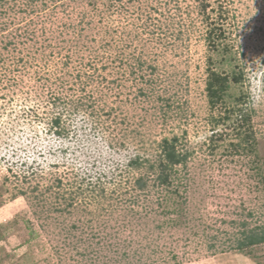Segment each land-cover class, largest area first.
<instances>
[{
    "label": "rangeland",
    "instance_id": "rangeland-1",
    "mask_svg": "<svg viewBox=\"0 0 264 264\" xmlns=\"http://www.w3.org/2000/svg\"><path fill=\"white\" fill-rule=\"evenodd\" d=\"M255 227L264 0H0V264H264Z\"/></svg>",
    "mask_w": 264,
    "mask_h": 264
},
{
    "label": "trees",
    "instance_id": "trees-1",
    "mask_svg": "<svg viewBox=\"0 0 264 264\" xmlns=\"http://www.w3.org/2000/svg\"><path fill=\"white\" fill-rule=\"evenodd\" d=\"M208 80L206 91L209 98V102L212 106L216 104L217 101H220L221 97L226 93L229 89L230 81L233 83H240L242 80V73L236 74L233 73L230 75H222L216 73L213 70H208ZM59 118H56L53 122V127L59 126ZM59 135V134H58ZM162 150H161V158L159 161L158 169V184L160 185H168L170 183V179L173 173L176 171V166L184 163L186 160V154L181 153L177 150V138H173L172 140L164 139L163 140ZM130 166L135 167L138 166L139 163L137 160H132L129 163ZM155 166L151 165L150 169L154 171ZM136 186L138 189H144L146 187V181L142 178H139L136 181ZM264 244V228L255 227L253 229L247 230L243 232L241 238L238 240L236 244V249L239 251H243L249 247Z\"/></svg>",
    "mask_w": 264,
    "mask_h": 264
}]
</instances>
